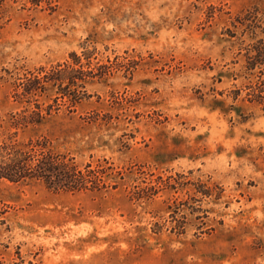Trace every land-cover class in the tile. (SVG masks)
I'll return each instance as SVG.
<instances>
[{
    "label": "rangeland",
    "instance_id": "obj_1",
    "mask_svg": "<svg viewBox=\"0 0 264 264\" xmlns=\"http://www.w3.org/2000/svg\"><path fill=\"white\" fill-rule=\"evenodd\" d=\"M28 1L0 9V117H43L15 140L90 175L0 181V264H264V107L233 26L264 0Z\"/></svg>",
    "mask_w": 264,
    "mask_h": 264
},
{
    "label": "trees",
    "instance_id": "obj_2",
    "mask_svg": "<svg viewBox=\"0 0 264 264\" xmlns=\"http://www.w3.org/2000/svg\"><path fill=\"white\" fill-rule=\"evenodd\" d=\"M7 0H0V9L5 7ZM35 6L43 4L52 6L55 0H29ZM244 39L249 41L245 53V73L249 88L251 103L264 107V3L255 5L233 24ZM77 59L75 55L72 57ZM78 61V60H77ZM66 65L72 71L81 67L80 63ZM43 72V71H42ZM63 73L62 71H58ZM56 73L43 72L42 77L35 82L43 86L54 88L56 84L61 88L65 79L53 78ZM34 81H25L16 86V98L34 96L38 89ZM55 84V85H54ZM36 92V94H34ZM37 118V122H36ZM43 117H0V181L14 184L41 182L53 191L78 192L86 189L89 172L78 171L72 158L55 153L46 139H30L27 143H18L12 129L25 125H36Z\"/></svg>",
    "mask_w": 264,
    "mask_h": 264
}]
</instances>
